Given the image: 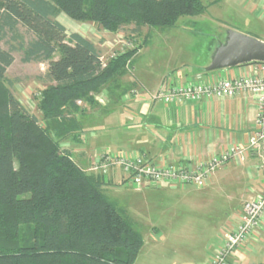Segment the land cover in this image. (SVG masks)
Here are the masks:
<instances>
[{
  "label": "trees",
  "instance_id": "obj_1",
  "mask_svg": "<svg viewBox=\"0 0 264 264\" xmlns=\"http://www.w3.org/2000/svg\"><path fill=\"white\" fill-rule=\"evenodd\" d=\"M206 9L200 0H0V264H134L143 245L105 196L104 176L86 173L60 143L81 132L77 104L93 106L105 87L114 95L145 44L104 61L57 15L118 33L172 28ZM14 52L23 64L46 65L41 121L11 92Z\"/></svg>",
  "mask_w": 264,
  "mask_h": 264
},
{
  "label": "rangeland",
  "instance_id": "obj_2",
  "mask_svg": "<svg viewBox=\"0 0 264 264\" xmlns=\"http://www.w3.org/2000/svg\"><path fill=\"white\" fill-rule=\"evenodd\" d=\"M200 1L207 6L204 13L182 16L174 27L165 29L143 27L134 32V27L129 26L118 33H107L91 23L73 21L62 13L57 15L56 20L68 34L77 33L94 43L104 61L144 43L134 56L128 77L133 79L134 76L155 90L162 80L174 72L206 69L211 55L225 42L229 31L264 41V0H221L214 5H209L214 0ZM13 56L14 63L7 71V78L17 82L13 84L11 92L29 114L41 121L37 102L41 90L47 85L44 81L46 65L23 64L19 52H14ZM129 90L126 87V94L130 93ZM109 92L106 87L103 88L95 95L94 101H109L110 97L116 101L118 97ZM126 97L130 100L129 96ZM94 115L89 118L77 116L83 129L104 127L106 123H98ZM72 139L73 136L62 141L60 146L75 156V151L82 144L78 146L79 139ZM72 160L75 162L77 159L72 157ZM215 175L216 182L202 189L191 186L173 189L168 184L164 185L168 187L165 189L163 185L161 188L149 186L140 189L130 184L110 187L109 200L131 222L143 240L139 263L156 259L162 261L161 264H180L186 257L185 252H199L213 239L221 241L224 231L219 234L218 230L225 220L227 224L236 221L233 215L239 210L238 202L246 186L239 174L232 175L230 182L220 171ZM153 227L159 230L164 239H160L161 235H152ZM151 247L156 248L152 250Z\"/></svg>",
  "mask_w": 264,
  "mask_h": 264
},
{
  "label": "crops",
  "instance_id": "obj_3",
  "mask_svg": "<svg viewBox=\"0 0 264 264\" xmlns=\"http://www.w3.org/2000/svg\"><path fill=\"white\" fill-rule=\"evenodd\" d=\"M130 71L131 68L119 82L120 85L115 93L118 97L116 101H112L113 98L110 97L109 101H95V106L81 102L77 104L83 110L81 118H89L90 115L95 114V121L106 123L104 127H101L106 130L81 128L77 138L79 139L77 145L82 144L81 148L75 151V156L71 154V157L77 159L75 163L86 173H96L92 172L91 168L95 163L96 155L104 150L110 154L124 151L163 166L181 164L194 166L207 162L214 155L227 154L231 148L238 147L244 150L243 157L230 154L225 164L214 173L210 182V184L216 182L215 174L219 171L226 176L224 178L228 182L231 181L232 175H240L246 188L238 202L239 210H236L234 212L236 214L233 215L237 220L239 215L237 213L241 212L243 203L253 199L264 188V154L248 149V140L256 130L255 119L258 109L256 98L242 92L231 98H211L198 103L185 102L167 106L159 101H151L150 96L158 90V87L151 90L148 84H144L134 76H132L133 79L129 78ZM251 76L264 77V65L249 63L210 73L184 69L166 78L174 83H184L188 80L207 83ZM121 86L125 89L130 88L129 92L135 91V94H126V90L123 94L119 89ZM126 96H129L130 100ZM95 110H97L96 113L93 112ZM108 123L111 124L108 126ZM91 130L94 132L89 133ZM73 147L74 145L71 146V151ZM123 182L120 169L111 168L104 176L105 196L108 198L110 195V187H120L124 184ZM231 227L232 224H227L225 220L223 227L218 230L219 234ZM151 231H153L152 235L158 234L161 235L160 239L162 238V234H159V230L155 227ZM219 244L220 240L217 238V240L208 241L199 252H185L186 257L180 264H208L213 250ZM143 247L144 244L134 264L163 263L156 259L149 263H139ZM179 254L182 253L179 252ZM227 264H264V216L252 239L245 247L234 251L229 256Z\"/></svg>",
  "mask_w": 264,
  "mask_h": 264
},
{
  "label": "built area",
  "instance_id": "obj_4",
  "mask_svg": "<svg viewBox=\"0 0 264 264\" xmlns=\"http://www.w3.org/2000/svg\"><path fill=\"white\" fill-rule=\"evenodd\" d=\"M251 94L258 103L255 119L256 130L248 140V149L264 154V77H244L235 80H214L207 83L188 80L174 83L164 79L158 90L151 95V101H159L171 106L185 102L198 103L211 98H231L237 93ZM135 94V91L130 93ZM243 157L244 150L231 148L227 154H218L205 163L194 166L181 164L163 166L142 156L130 155L124 151L113 154L102 152L91 168L92 172L106 175L111 168H119L124 184L135 188L169 185L171 188L195 187L204 188L210 184L216 170L223 166L229 155ZM264 216V188L261 193L242 205L237 220L231 229L224 230L220 244L213 250L208 264H227L229 256L247 245L256 233V229Z\"/></svg>",
  "mask_w": 264,
  "mask_h": 264
},
{
  "label": "water",
  "instance_id": "obj_5",
  "mask_svg": "<svg viewBox=\"0 0 264 264\" xmlns=\"http://www.w3.org/2000/svg\"><path fill=\"white\" fill-rule=\"evenodd\" d=\"M264 63V42L229 31L225 42L211 55L205 72H215L249 63Z\"/></svg>",
  "mask_w": 264,
  "mask_h": 264
}]
</instances>
